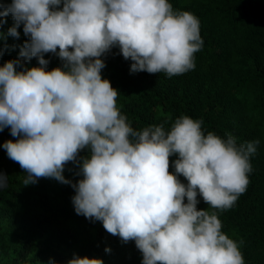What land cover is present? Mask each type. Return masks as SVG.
I'll list each match as a JSON object with an SVG mask.
<instances>
[{
    "label": "clouds",
    "instance_id": "1",
    "mask_svg": "<svg viewBox=\"0 0 264 264\" xmlns=\"http://www.w3.org/2000/svg\"><path fill=\"white\" fill-rule=\"evenodd\" d=\"M8 14L14 23L0 39L19 37L21 25L29 37L0 66V131L9 127L17 137L2 147L25 170L23 183L50 177L70 184L76 213L100 220L123 242L134 240L142 264H246L242 241L198 204L202 196L213 209L234 206L250 183L260 140L205 132L203 118L189 115L168 128L135 129L117 106L120 91L102 78V57L114 47L131 60L130 72L171 77L194 69L204 46L199 17L170 0L0 2V25ZM48 52L62 65L48 69ZM32 57L38 66L25 64ZM68 161L78 165L76 182L64 175ZM65 264L104 260L73 253Z\"/></svg>",
    "mask_w": 264,
    "mask_h": 264
},
{
    "label": "trees",
    "instance_id": "2",
    "mask_svg": "<svg viewBox=\"0 0 264 264\" xmlns=\"http://www.w3.org/2000/svg\"><path fill=\"white\" fill-rule=\"evenodd\" d=\"M170 2L175 10L190 11L200 19L204 46L195 53L196 67L171 77L164 72H130L131 60L114 47L102 57L106 61L102 78L120 91L117 106L135 129L151 124L168 128L177 117L189 115L203 118L205 132L225 138L231 133L238 143L260 140L251 157L250 183L234 206L213 209L201 196L198 208L216 211L222 231L242 241L246 264H264V0ZM6 20L0 31L14 23L11 14ZM18 31L19 37L0 39V66L17 58L20 46L29 39L23 25ZM44 56L48 69L62 65L55 54ZM25 64L38 66V60L32 57ZM8 139L17 137L6 127L0 131V172L8 176V187L0 188V264H49L50 260L65 264L73 253L101 257L104 264H142L134 240L123 242L100 220L76 213L75 189L70 184L50 177L24 184L25 170L2 147ZM80 154L86 155V150ZM176 158H169V171ZM77 173L78 165L66 162L64 175L76 182L82 178Z\"/></svg>",
    "mask_w": 264,
    "mask_h": 264
}]
</instances>
